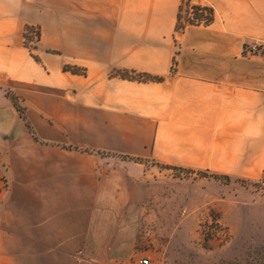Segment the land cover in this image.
Here are the masks:
<instances>
[{"label": "crops", "instance_id": "crops-1", "mask_svg": "<svg viewBox=\"0 0 264 264\" xmlns=\"http://www.w3.org/2000/svg\"><path fill=\"white\" fill-rule=\"evenodd\" d=\"M193 1L0 0V264L133 262L158 166L264 179V0Z\"/></svg>", "mask_w": 264, "mask_h": 264}, {"label": "rangeland", "instance_id": "rangeland-1", "mask_svg": "<svg viewBox=\"0 0 264 264\" xmlns=\"http://www.w3.org/2000/svg\"><path fill=\"white\" fill-rule=\"evenodd\" d=\"M194 18V12L187 15ZM25 35L33 50L39 31L30 28ZM0 89L11 96L1 76ZM158 169L162 173L155 176L158 189L150 212L141 219L142 254L128 264H139L155 252L177 264H264L263 178L258 182L232 179L226 187L214 174Z\"/></svg>", "mask_w": 264, "mask_h": 264}, {"label": "trees", "instance_id": "trees-1", "mask_svg": "<svg viewBox=\"0 0 264 264\" xmlns=\"http://www.w3.org/2000/svg\"><path fill=\"white\" fill-rule=\"evenodd\" d=\"M184 6H187V4L182 3V5L179 8L178 24H177V31L178 32H181L186 25H189V24L198 25V24H196V22L200 21L202 18L208 19L209 22L213 21V11L208 9V8H203V7H201L198 4L193 7L194 13H195V18L194 19H196V21L187 19L188 11H187V7H184ZM205 12H207L206 16H205ZM29 30H30V28L27 27L26 31H29ZM25 37H26V35H25ZM136 76H137V78L139 80H144L145 79V77H143L141 75H136ZM8 98L10 99L12 104L15 106V108L20 113H22L23 112V108L20 105V103L17 100V98L12 96V95L9 96ZM213 176H214L215 180H218L223 185L225 184L226 187H228L227 186L228 183L232 180V178L226 177V175H213ZM251 185L256 186L257 184L254 183V184H251Z\"/></svg>", "mask_w": 264, "mask_h": 264}, {"label": "built area", "instance_id": "built-area-1", "mask_svg": "<svg viewBox=\"0 0 264 264\" xmlns=\"http://www.w3.org/2000/svg\"><path fill=\"white\" fill-rule=\"evenodd\" d=\"M183 3L187 4V11L188 15H191L194 12L193 7L197 4L194 3L193 0H183ZM207 15V12H205V16ZM209 21L206 18H202L200 21H197L196 24H208ZM30 48V47H29ZM31 49V48H30ZM244 53L248 54L249 56L255 55V54H261L264 56V43L261 44H253V45H246L244 47ZM8 189V181L3 173L0 172V203L4 200L6 193ZM150 261L148 259H143L140 261L139 264H149Z\"/></svg>", "mask_w": 264, "mask_h": 264}]
</instances>
